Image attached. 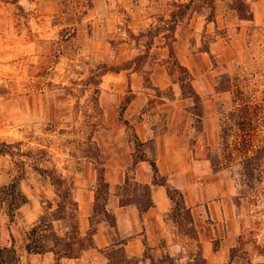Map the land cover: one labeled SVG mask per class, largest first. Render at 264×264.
Masks as SVG:
<instances>
[{
	"label": "rangeland",
	"instance_id": "obj_1",
	"mask_svg": "<svg viewBox=\"0 0 264 264\" xmlns=\"http://www.w3.org/2000/svg\"><path fill=\"white\" fill-rule=\"evenodd\" d=\"M9 1L0 0V148L12 144L26 154L0 152V186L19 175L15 161L24 159L20 189L29 199L13 221L7 207L0 206V247L16 249L20 261L14 264H24L21 255L34 254L26 247L29 231L45 211L55 210L59 199L51 179L35 167L52 169L74 183L96 177L97 185L96 166L103 160L114 176L129 174L128 184L118 186L121 202L142 199L143 184L135 182L131 164L133 134L119 120L130 88L134 98L124 117L132 124L144 112L151 119L157 116L161 129L170 117L187 127L191 121L187 150L192 148V155L179 160L187 176L184 186L195 203L202 196L195 197L193 188L202 181L213 197L209 201L215 200L216 226L204 216L196 229L186 204L177 208L178 215L172 211L184 247L180 263L208 264L202 240L212 250L225 240L222 259L231 255V264H264V0H164L148 16V0ZM218 15L228 17L229 25L212 28ZM179 64L189 69L200 102L181 88L179 76L185 72ZM102 65L121 70L101 76L96 93L90 77ZM162 65L174 83L166 89L152 79ZM164 108L171 110L163 114ZM90 139L101 147L103 159L92 158ZM153 143L142 147L150 157ZM181 144V149L186 146ZM246 145L252 147L250 160L243 153ZM101 222L112 226L111 219L97 213L90 229ZM55 227L60 234L69 229L62 222ZM106 256L110 264L131 263L120 247ZM162 260L175 262L169 255Z\"/></svg>",
	"mask_w": 264,
	"mask_h": 264
},
{
	"label": "crops",
	"instance_id": "obj_2",
	"mask_svg": "<svg viewBox=\"0 0 264 264\" xmlns=\"http://www.w3.org/2000/svg\"><path fill=\"white\" fill-rule=\"evenodd\" d=\"M163 1L164 0H148V8L150 11L144 9V12H146L145 14L147 16L152 14L155 6L162 5ZM255 18L256 20L259 19L257 14H255ZM227 22H229L228 17L218 15L210 24H212V28L217 27L222 29L229 25L226 24ZM243 28L244 26L241 27L240 30L243 31ZM132 76H134V73H132ZM152 79L155 86L160 87V89H166L171 86V84L174 85L163 65L153 72ZM137 94L140 93L138 92ZM137 98H140V95H137ZM171 101L174 102V100ZM165 110L171 109L164 108L161 109L160 112L164 114ZM151 118L148 113L144 112L142 113V118L132 122L143 142H148L150 140L154 141L156 147V160L160 174L166 177L167 183L170 186L180 189L183 192L185 204L190 209L196 229L198 228L200 218L204 216V218H211L213 220L211 225H219L218 214L216 208L212 204L215 200L209 201V199H213V197L206 193V187H204V189L201 187L202 181L199 185H195L196 188H193L196 191L194 192L195 197L202 196V199L195 203H193L192 193L187 183L186 186H184L183 179L185 178L186 180L187 176L180 168L179 160L181 156L191 157L192 155V148L189 147L187 150V145H191L192 142L191 136L187 134V129L189 131L192 129L191 121L187 127L182 122L180 125L177 121L174 123L173 121L175 120L170 117L168 123L163 124L164 127L161 129L156 121L159 118L157 116L155 119ZM180 144L186 146L181 149ZM105 170L110 192L106 201V208L115 215L116 225L111 226L106 222L99 223L97 227H95L96 231L93 234L94 246L85 249L78 257L61 258L60 263L110 264V259L106 256L107 250L120 247L122 248L124 256L131 262L130 264H153L156 261H159L158 264H164L162 260L164 255L173 257L175 261L173 264H181L184 247L181 242L182 236L174 231L176 222H174L173 217H171L173 202L168 195L166 186L153 184V171L151 165L147 161L141 160L135 164L133 170V177L138 183L149 184L151 186V195L154 205L143 212L136 203L123 205L121 202V197L118 194V186L121 185L126 178L125 171L122 172L121 175L114 176L107 165ZM205 173L208 172L206 171ZM75 183V198L79 204L78 214L80 231L85 235L91 228V217L94 213L96 177L83 181V183L75 180ZM219 204L221 203L219 202ZM221 209L222 214H224L226 211L224 204ZM224 222H226L225 224L227 226L229 225L228 219ZM197 235L201 241L200 231ZM224 241L225 240H223V242ZM202 242L204 257L208 264H222L233 261L231 255H229V257L227 256V259H222L225 254L224 249L227 248V245L224 247L223 242L220 248H216V250H212V245L206 243V241L204 242L202 240ZM21 259L24 264L25 262L28 263L30 260L34 261L38 259L40 262L43 260L42 264L56 263V255L52 251L40 254L21 255Z\"/></svg>",
	"mask_w": 264,
	"mask_h": 264
},
{
	"label": "trees",
	"instance_id": "obj_3",
	"mask_svg": "<svg viewBox=\"0 0 264 264\" xmlns=\"http://www.w3.org/2000/svg\"><path fill=\"white\" fill-rule=\"evenodd\" d=\"M9 2L17 3L18 0H13ZM19 8L21 7L19 6ZM169 49L170 55L176 58L174 48L172 46H169ZM178 66L185 72L184 75L179 76L181 88L190 93L188 95L189 97L194 98L196 102H200L201 96L196 91L192 83L193 79L189 69H187L181 64H179ZM98 69L101 70L92 71V75L90 77V80L94 86V91L96 93L100 92L99 86L101 84V76L105 75L108 71L118 72L121 70L118 68L109 67L107 65L99 66ZM128 92L129 95L122 102L119 109V120L132 131V136L136 145V155H133L132 160V171L134 170L135 164L137 162L141 160L147 161L151 165L153 171V184H160L166 186L168 195L173 202V212L178 215L177 208L180 207L182 204L185 205V196L180 189L170 186L167 183L166 177L160 174L156 160L155 147L153 149V156H148L147 153L142 149V147L145 146L146 142H143L140 139L134 125L124 117L128 105L134 98V93L131 88L128 90ZM244 106L245 114H249L250 105L248 103H245ZM1 146L2 147L0 148V152L10 154L13 157L17 155L22 157L26 154L20 153L21 151H15L13 149L14 145L12 144L3 143ZM90 148L93 149L95 153L94 156H92L93 159H99L100 157L103 159L101 147L96 143V141H93L92 139H90ZM251 148L252 147L250 145H246L243 149V153H245V157L248 158V160H250L252 157L249 155V153L251 152ZM15 163L18 166L19 175L16 176L10 184L0 186V206L5 205L7 207V213L9 215L10 221H13L16 218L18 210L29 200L28 196L20 189V182L24 178L26 172V162L24 159L20 158L16 159ZM100 164L101 165L96 166L97 185L95 189L96 198L94 203L93 215L97 213H104L107 219H111L112 226H115V216L111 214L106 208V201L108 199L109 194V183L107 182L105 176L106 170L105 166L103 165L104 161L102 160ZM35 168L41 174L51 179L52 183L56 186L57 195L59 199L55 210L53 212L45 211V213L41 215L38 222L29 231L28 243L26 246L27 251L30 253L37 254L52 251L56 255L55 264H61V258L78 257L81 255L82 251L94 246L93 234L95 233L96 228L90 229L85 235H83L80 231V220L78 214L79 204L75 198L76 185L73 180L67 179L65 176L52 169H45L42 167ZM129 179V174H127L124 181V185L128 184ZM135 182L137 183V181ZM141 186L143 188L142 199H140L141 197H139L138 200L134 199V201L132 202L122 200V204L125 205L128 203H136L140 207V210L142 212L152 207L154 205V201L151 195V186L149 184H143ZM102 193L104 194V196H106L104 198L103 205H100ZM188 212L191 218V223L193 224V219L190 210ZM176 221H179L177 217ZM56 222L66 223L69 229L63 234H60L55 227ZM48 242L51 243L49 244ZM203 260L205 261L204 257ZM16 261H20V257L17 254L15 248L0 247V264H14ZM222 264H231V262L229 261Z\"/></svg>",
	"mask_w": 264,
	"mask_h": 264
}]
</instances>
